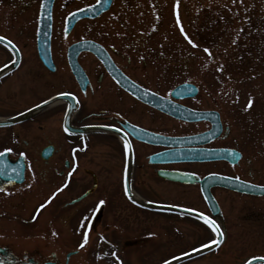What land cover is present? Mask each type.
<instances>
[{"label":"flooded vegetation","instance_id":"1","mask_svg":"<svg viewBox=\"0 0 264 264\" xmlns=\"http://www.w3.org/2000/svg\"><path fill=\"white\" fill-rule=\"evenodd\" d=\"M102 1L108 8L95 14L100 0H0V113L8 114L0 121L31 113L0 127V223L13 218V201L23 194L33 206L30 219L39 221L33 235L0 243V264H149L155 257L164 264L218 240L204 220L148 210L146 203L188 209L216 223H226L233 207L242 222L264 223V195L244 190L264 187V0H188L186 30L179 28L192 41L185 71L163 62L157 29H126L123 39L112 34L115 42H106L97 23L115 11L122 22L128 3ZM44 10L50 36L42 57L37 39ZM76 12L84 14L72 24ZM24 35L34 36L32 45L21 42ZM183 84L190 86L177 91ZM11 93L16 97L8 102ZM180 109L187 118L175 115ZM175 173L192 178L178 182ZM178 219L207 236L191 237L197 245L185 249L189 237L172 234L183 226ZM114 223L139 224L131 230ZM228 239L175 264L219 257ZM257 257L264 256L238 262Z\"/></svg>","mask_w":264,"mask_h":264},{"label":"rangeland","instance_id":"2","mask_svg":"<svg viewBox=\"0 0 264 264\" xmlns=\"http://www.w3.org/2000/svg\"><path fill=\"white\" fill-rule=\"evenodd\" d=\"M199 1L202 2L200 3V5H205V2L209 0ZM127 3V9L124 10V14L122 15V22H117L116 17L120 15V12L115 11V13L111 15L109 19H101L97 23L99 31H102L105 35L108 34L105 41L115 42V39H111L112 34L118 35V38L123 39L124 34L127 32L125 31L126 29H157L160 31V39H156L155 47L156 50L161 53L163 62H177L178 69L185 71L188 57L187 44L189 43L188 41L190 40L191 36L186 34V31H184L185 33H183L182 30H179V28H184V30H186V15H188L189 12L188 0H127ZM138 4L141 6V8L135 7ZM176 17H178V24L175 21ZM180 21L182 22V24H179ZM185 35L188 37V39H185ZM100 37L104 39V35H100ZM21 42L32 45L34 42V36L24 35V37L21 39ZM194 42L197 43L196 40ZM200 43L202 47V43L204 44V42L200 41ZM194 53V59L196 61H200L202 50L199 47L198 43L196 44ZM4 58L5 57L2 56V53H0V62ZM194 65L196 69H200L202 67V64L199 62H195ZM27 85L30 86V88L32 87V84L30 82ZM33 93L35 95L39 94L34 92V90ZM9 97L10 98H8V102L14 99L16 95L11 93V96L9 94ZM26 97L28 96L25 95L23 99H25ZM23 99H21L20 102ZM20 106H22V104H20ZM10 112L11 111H9L8 113ZM0 114H5L6 116L8 115L5 112H1ZM46 122L52 124V126H57V121H44V123ZM2 148V144L0 143V150H2ZM181 194H185L184 189H182ZM171 199V197H166L163 200L185 204L188 203V201H183L180 199L177 200L176 198H173L174 200ZM193 202L194 200L190 199V202L188 204H192ZM28 206H30V209L32 208V210H29ZM13 207L14 208L12 209V211H15L13 214V218L8 219L7 221H5V223H0V235L4 237L0 238L2 240L0 241V243H10L13 240L29 237V235L34 234V228L37 229L39 226L37 224L39 223V221H32L30 219L33 213V206L31 207L30 205L29 195L23 194L18 199L14 200ZM247 213L251 212L248 211ZM178 220L180 224L183 223V226L172 234L174 235L177 233L180 235H184L185 237H189V240H187V243L185 245V249H189L191 246L197 245L195 243H197L198 241L196 239L191 240V237L194 238L196 236H207L206 231L201 230L196 223H191L188 220ZM114 224L121 227L126 225V227L128 226V229L135 230L134 226L139 223H136L135 225L134 223ZM220 225L224 231V234L229 238L225 247L223 248V252H220L221 256L223 255V258H221V256L217 257L211 255L189 264H239L238 261L243 260L246 257L256 255L264 256V223H256L255 221L251 220L248 222H242L241 217L238 216V213L232 207L231 210L227 212V222L220 223ZM156 258L157 257L152 258L149 264H155Z\"/></svg>","mask_w":264,"mask_h":264},{"label":"water","instance_id":"3","mask_svg":"<svg viewBox=\"0 0 264 264\" xmlns=\"http://www.w3.org/2000/svg\"><path fill=\"white\" fill-rule=\"evenodd\" d=\"M46 11L47 10L43 11L42 29L39 32V44L38 45L40 46V53H41L42 57H43V51H44V48H45L43 46L48 43V38H49V20H50V18H49V12H46ZM98 12L101 13V9ZM99 13H96V11H95V14H99ZM83 14L84 13H78L77 12V13L71 15L69 17L68 21L71 19V22L73 24L78 18L83 16ZM0 42H3V41H0ZM183 87H185V86H182V88ZM30 114L31 113L29 112V113H26V114H24V115H22L20 117L15 118V119H10L8 121L0 122V127L21 122V121L25 120ZM182 151L186 152V150H182ZM180 153H182V152H180ZM21 174H22V172H21ZM173 179L176 180V181H180V182H187L189 180V176H187L185 174L178 173V174H175ZM21 181L22 180H20L19 182H21ZM247 192H250L251 194H254V195H264V188L251 187V188H249L247 190ZM205 197L207 198L206 195H205ZM141 206L144 207V208L150 209V210H155V211L178 212V213H184V214L194 215V216H198L200 218H203L202 215H200V214H198L196 212H192V211L181 209V208H177V207L152 205V204H148V203L147 204H142ZM214 214H215V216H218V214L216 212ZM217 237H218V239H220V237L218 235H217ZM215 247H217L216 244L212 245L210 247H205V248L199 249V250L194 251V252H192V253H190L188 255L180 257L179 259H175V260L171 261V264H175L177 262L184 261V260H189V259H191L193 257H196V256H199V255H201L203 253L210 252ZM251 264H264V260L263 259H253V260H251Z\"/></svg>","mask_w":264,"mask_h":264},{"label":"snow or ice","instance_id":"4","mask_svg":"<svg viewBox=\"0 0 264 264\" xmlns=\"http://www.w3.org/2000/svg\"><path fill=\"white\" fill-rule=\"evenodd\" d=\"M3 39H4L3 37H0V41H2ZM185 39H188V37H187L186 35H185ZM188 42H189V43H192L191 40H189ZM9 43H11V42L9 41ZM233 43H235V40L233 41ZM193 47H196V45L193 44ZM204 51H205V52H208L209 50H208L207 48H205ZM61 95H65V96H67V95H69V94H68V93H62ZM73 99H75V98L73 97ZM45 103H47V102H45ZM248 106H249V107L251 106V100L249 101V105H248ZM246 110H247V109H246ZM66 131H67V129H66ZM125 146H126V148L128 147L127 144H126ZM6 151H11V150H10V149H6ZM2 155H4V153H0V156H2ZM230 155H234V154H230ZM60 190H61V189H58L57 192L60 191ZM126 191H127V190H126ZM54 196H55V193L53 194V198H54ZM49 202H50V201H49ZM99 203L102 205V204H104V201L101 200ZM45 206H46V205H43V204H42V205L40 206V208H44ZM85 219H87V218H85ZM203 220H204V223L207 224L208 227L211 228L212 231L215 232V233H217V235L220 237V239H218V240H214V241H213V243L216 244V245L218 246V245L222 242V238H223V236H224V233H223L222 231H220L219 227L215 224V221L210 220L207 216H204V217H203ZM81 226L83 227V226H85V225L82 223ZM54 235H55V233H54ZM87 240H88V234H87V232H85V233H84V242L80 244V247H81V248L84 247V244L87 243ZM175 259H179V257H176ZM256 259H264V257H257ZM164 264H171V262H170V261H165ZM248 264H251V261H249Z\"/></svg>","mask_w":264,"mask_h":264}]
</instances>
